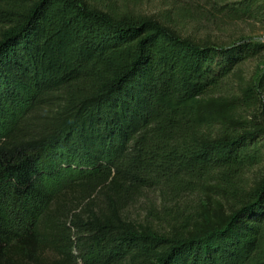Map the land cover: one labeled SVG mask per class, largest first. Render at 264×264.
<instances>
[{
    "label": "trees",
    "instance_id": "1",
    "mask_svg": "<svg viewBox=\"0 0 264 264\" xmlns=\"http://www.w3.org/2000/svg\"><path fill=\"white\" fill-rule=\"evenodd\" d=\"M219 1L264 26V0ZM263 48L83 0H0V264H264V175L240 182L264 161V119L236 117L251 86L221 93ZM207 176L197 205L127 214Z\"/></svg>",
    "mask_w": 264,
    "mask_h": 264
},
{
    "label": "rangeland",
    "instance_id": "2",
    "mask_svg": "<svg viewBox=\"0 0 264 264\" xmlns=\"http://www.w3.org/2000/svg\"><path fill=\"white\" fill-rule=\"evenodd\" d=\"M92 6L116 14L144 16L170 26L186 37L198 41H210L218 45L254 43L264 47L261 36L264 26L254 21L228 22L222 19L215 7L219 0H83ZM234 1V0H232ZM260 55L248 58L235 68L234 73L221 88L224 96L238 95L239 89L251 86L257 94V103L242 106L236 117L243 122L264 119V90L260 87L264 75V48ZM264 175V161L252 170L245 172L240 179L244 189H250L255 181ZM183 187L175 192L172 189L155 187L146 191L129 208L127 214L132 219H143L148 208L160 213L163 208L183 205H197L203 201L202 187L213 184L210 176L205 178L187 177L182 180ZM162 186V185H161Z\"/></svg>",
    "mask_w": 264,
    "mask_h": 264
},
{
    "label": "built area",
    "instance_id": "3",
    "mask_svg": "<svg viewBox=\"0 0 264 264\" xmlns=\"http://www.w3.org/2000/svg\"><path fill=\"white\" fill-rule=\"evenodd\" d=\"M261 40L262 42H264V34L261 36Z\"/></svg>",
    "mask_w": 264,
    "mask_h": 264
}]
</instances>
